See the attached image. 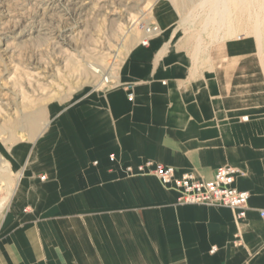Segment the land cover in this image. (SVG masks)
I'll return each mask as SVG.
<instances>
[{
  "label": "crops",
  "instance_id": "0c3cea01",
  "mask_svg": "<svg viewBox=\"0 0 264 264\" xmlns=\"http://www.w3.org/2000/svg\"><path fill=\"white\" fill-rule=\"evenodd\" d=\"M157 24L110 87L50 105L0 152V264H264V50L186 40L171 6ZM147 161L202 180L237 168L245 217L126 171Z\"/></svg>",
  "mask_w": 264,
  "mask_h": 264
},
{
  "label": "rangeland",
  "instance_id": "374dc122",
  "mask_svg": "<svg viewBox=\"0 0 264 264\" xmlns=\"http://www.w3.org/2000/svg\"><path fill=\"white\" fill-rule=\"evenodd\" d=\"M5 2L0 40L10 52L3 56L0 47V152L35 139L50 105L65 107L89 90L110 87L145 28L158 26L164 6L176 10L178 32L204 48L247 37L264 50V0ZM1 157L0 172L6 173L8 163Z\"/></svg>",
  "mask_w": 264,
  "mask_h": 264
},
{
  "label": "built area",
  "instance_id": "2783aa9c",
  "mask_svg": "<svg viewBox=\"0 0 264 264\" xmlns=\"http://www.w3.org/2000/svg\"><path fill=\"white\" fill-rule=\"evenodd\" d=\"M159 32L156 25L145 28V41ZM106 83L109 80H105ZM132 100V96H129ZM110 161L115 159L110 157ZM128 173L135 172L140 175L154 176L162 186L171 188L178 193V202L187 205H203L211 207H226L234 211L237 220H242L248 210V194L235 187L237 177L242 173L233 166H223L216 170L211 180L196 178L191 173L177 175L174 168L156 164L154 162H144L135 169L127 167ZM264 218V210L259 212ZM215 249L211 250L213 253Z\"/></svg>",
  "mask_w": 264,
  "mask_h": 264
},
{
  "label": "bare ground",
  "instance_id": "6f19581e",
  "mask_svg": "<svg viewBox=\"0 0 264 264\" xmlns=\"http://www.w3.org/2000/svg\"><path fill=\"white\" fill-rule=\"evenodd\" d=\"M213 2H215V3H218L219 2V0H212ZM242 1V0H241ZM256 1V0H255ZM210 2H211V0H210ZM239 2V1H238ZM245 2V1H244ZM248 2V1H247ZM247 2H245V3H247ZM251 2H252V0H251ZM263 3V2H262ZM78 4L80 5V6H84L85 4H86V0H78ZM211 4H213L212 2H211ZM244 4V3H243ZM249 4V3H248ZM252 4V3H251ZM214 5V4H213ZM7 6H8V4H6V2H5V0H0V7L2 8V13H6L7 14V12H6V9H7ZM249 6V5H248ZM263 6V5H262ZM6 8V9H5ZM4 9H5V11H4ZM4 14H3V16H4ZM144 33H145V31H144ZM146 35V34H145ZM4 40V39H3ZM3 40H0V47H1V52L4 54L3 56H6V55H8L9 54V52H10V49H9V46H8V44H6ZM144 40H145V38H144ZM35 65V64H34ZM42 129L43 128H41V130L38 132V135L41 133V131H42ZM0 205H1V203H0Z\"/></svg>",
  "mask_w": 264,
  "mask_h": 264
}]
</instances>
